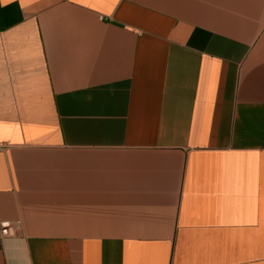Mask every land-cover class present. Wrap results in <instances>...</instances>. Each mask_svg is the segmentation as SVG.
Listing matches in <instances>:
<instances>
[{"label":"crops","instance_id":"0c3cea01","mask_svg":"<svg viewBox=\"0 0 264 264\" xmlns=\"http://www.w3.org/2000/svg\"><path fill=\"white\" fill-rule=\"evenodd\" d=\"M0 264H264V0H0Z\"/></svg>","mask_w":264,"mask_h":264},{"label":"built area","instance_id":"2783aa9c","mask_svg":"<svg viewBox=\"0 0 264 264\" xmlns=\"http://www.w3.org/2000/svg\"><path fill=\"white\" fill-rule=\"evenodd\" d=\"M21 229L20 221H11L0 218V240L14 237Z\"/></svg>","mask_w":264,"mask_h":264}]
</instances>
